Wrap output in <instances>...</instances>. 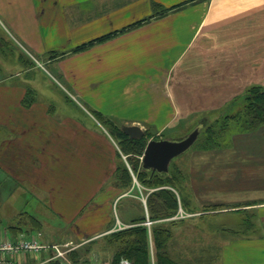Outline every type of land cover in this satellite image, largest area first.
<instances>
[{
    "label": "crops",
    "instance_id": "crops-1",
    "mask_svg": "<svg viewBox=\"0 0 264 264\" xmlns=\"http://www.w3.org/2000/svg\"><path fill=\"white\" fill-rule=\"evenodd\" d=\"M0 24L27 59L0 78V218L14 217L2 234L111 232L119 148L96 115L158 134L264 88V0H0ZM93 247L12 264H109Z\"/></svg>",
    "mask_w": 264,
    "mask_h": 264
},
{
    "label": "rangeland",
    "instance_id": "rangeland-1",
    "mask_svg": "<svg viewBox=\"0 0 264 264\" xmlns=\"http://www.w3.org/2000/svg\"><path fill=\"white\" fill-rule=\"evenodd\" d=\"M2 28L0 24V39L4 38L0 44V78L11 68L22 72L19 66L27 64L16 43L6 39ZM245 105L244 95L239 103L203 116L209 119L207 123L201 117H194L158 134L144 131L143 137L127 135L123 123L95 117L118 144L117 169L111 181L116 185L111 187V194L117 195L120 191L123 195L111 204L113 220L107 228L111 232L92 235L95 237L85 246L98 247L95 256L109 259V264H123L124 260L132 264L123 250L127 247L121 243L122 233L140 226L148 230L150 264H159L152 232L161 227L170 233L165 248L169 263L163 260V264H264V139L261 135H252L264 125L255 131L244 127L241 117ZM77 109L74 105H64L62 113L86 114ZM202 123L205 127L197 142L172 161L168 179L141 173L150 140L183 139ZM5 176L0 171V182L6 181ZM160 190L174 195L175 208L167 210L168 216L158 215L154 219L149 200ZM6 194L7 185H4L0 187V195ZM100 206L107 211L108 206ZM123 216L125 220L118 219ZM13 219L8 215L0 218V237ZM73 240L79 243L76 238Z\"/></svg>",
    "mask_w": 264,
    "mask_h": 264
},
{
    "label": "trees",
    "instance_id": "trees-1",
    "mask_svg": "<svg viewBox=\"0 0 264 264\" xmlns=\"http://www.w3.org/2000/svg\"><path fill=\"white\" fill-rule=\"evenodd\" d=\"M103 40V39H100ZM83 48V47H82ZM246 105L244 114L241 117L244 127L249 131H255L261 125H264V88L260 86H253L246 90L245 93ZM99 119H104L106 122L111 121V119L104 118L100 115H96ZM207 127V126H206ZM127 172V170H124ZM141 173L156 177L160 180H165L169 178L170 173L165 175H160L158 173H152L151 171H146L141 169ZM153 174V175H152ZM163 195L168 196L169 198H164ZM169 199V200H168ZM176 199L172 193L164 190L153 193L152 197L149 200L150 213L153 215L154 219L160 215L161 217L168 216L167 210H173L175 208ZM159 209V210H158ZM31 219L34 227L37 230L39 227L36 225L37 221ZM22 227L19 231L11 230L14 234L20 233L23 231ZM153 238L155 241L156 248V259L160 260L163 264V260H167L169 263V258L165 248L167 247V242L170 238V233L166 228H154ZM123 242L125 248L123 250L126 253V258H129L132 261V264H150V251H149V242H148V230L140 226H134L124 230L122 233L121 243ZM123 246V247H124ZM79 253V250L77 251ZM75 252L71 253L74 254ZM75 255V254H74ZM72 255V256H74ZM124 256V255H122ZM167 257V258H166Z\"/></svg>",
    "mask_w": 264,
    "mask_h": 264
},
{
    "label": "water",
    "instance_id": "water-1",
    "mask_svg": "<svg viewBox=\"0 0 264 264\" xmlns=\"http://www.w3.org/2000/svg\"><path fill=\"white\" fill-rule=\"evenodd\" d=\"M203 128L204 123L183 139L150 140L143 157V170L160 175L168 174L172 161L186 153L197 142ZM124 132L131 137L144 136V131L139 126L124 127Z\"/></svg>",
    "mask_w": 264,
    "mask_h": 264
},
{
    "label": "built area",
    "instance_id": "built-area-1",
    "mask_svg": "<svg viewBox=\"0 0 264 264\" xmlns=\"http://www.w3.org/2000/svg\"><path fill=\"white\" fill-rule=\"evenodd\" d=\"M73 248V243L49 244L42 242L37 236L22 233L15 238L0 240V264H12L11 258L21 253L40 254L52 251L55 258H64ZM123 264L129 263L124 261Z\"/></svg>",
    "mask_w": 264,
    "mask_h": 264
}]
</instances>
